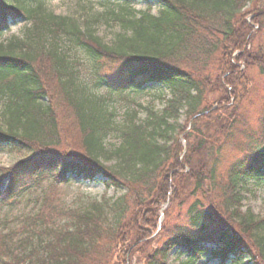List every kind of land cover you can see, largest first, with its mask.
Listing matches in <instances>:
<instances>
[{
    "label": "trees",
    "instance_id": "1",
    "mask_svg": "<svg viewBox=\"0 0 264 264\" xmlns=\"http://www.w3.org/2000/svg\"><path fill=\"white\" fill-rule=\"evenodd\" d=\"M47 1L0 0V39L11 22L25 24L0 41V151L31 153L0 169V205H17L32 184L64 186L73 177L101 175L107 190L126 192L80 209L45 193L15 232L0 230V264H131L165 204L167 216L174 206L186 212L162 226L146 264H168L174 249L199 258L207 247L219 264H264V218L241 211L245 186L264 183V110L254 138L225 104L229 94L250 93V69L264 76V0H141L160 3L157 14L103 2L104 21L120 29L110 45L92 22L58 16ZM149 83L170 92L162 111L118 114L120 99L110 97ZM233 131L247 145L225 160L220 150Z\"/></svg>",
    "mask_w": 264,
    "mask_h": 264
},
{
    "label": "rangeland",
    "instance_id": "2",
    "mask_svg": "<svg viewBox=\"0 0 264 264\" xmlns=\"http://www.w3.org/2000/svg\"><path fill=\"white\" fill-rule=\"evenodd\" d=\"M130 1V6L135 11H146L151 10L153 14H157L161 7L158 2L146 3L141 0H49L46 3L47 9L58 16L70 17L80 24L85 21H90L96 30L97 36H99L104 43L110 45L117 33L120 32L119 26L113 21L106 19L109 22H105L103 16H105L106 9L109 7L104 5L103 2L111 3V5L123 4L126 5ZM107 7V8H106ZM112 8V7H111ZM110 9V8H109ZM248 6H246L242 12H246ZM99 19V22L97 20ZM101 19V20H100ZM25 24L18 22L11 24L10 30L3 33L0 41L6 42L8 39L14 36H19ZM81 64H85V57H81ZM243 67V64L238 63ZM251 76V82L249 85V94H245L242 99L234 98V96L229 94V103L226 105H234V110L238 109V118L241 124L236 125L237 129H245L252 135L251 137L256 138L258 136L260 118L264 110V76L258 71V69H253L249 71ZM102 93V91H101ZM106 94V92H103ZM170 97V92L167 88L160 84L149 83L141 90H133L128 92L123 97L118 98V96H111L110 98L119 100L116 102L117 109L119 107L121 110L118 114H123L127 108H131L138 113V118L143 119L147 115V110L151 109L153 111L160 112L165 106V99ZM118 98V99H117ZM210 102L213 103V108L216 109L218 104L214 105L212 99L213 95L209 96ZM215 99V98H214ZM212 108V107H211ZM3 112V99H0V121L2 119ZM64 115L62 111H58V115ZM187 115L182 112L181 117L178 120L179 125L185 127V132L180 134V138L183 140L184 145H186V132L188 131V120ZM122 120L119 118L118 121ZM177 129V133L179 129ZM244 130V131H245ZM236 133V139L231 142H225L222 154L227 158H233L239 154L240 150L246 146V141L248 139L244 138L243 135ZM176 133V134H177ZM231 133V132H230ZM248 134V133H247ZM249 135V134H248ZM72 137V135H71ZM249 137V136H248ZM253 140V138H251ZM66 142V141H65ZM110 142H114L110 140ZM236 142L240 145L236 146ZM215 150H210L207 153L201 151L199 154L197 162L204 160V155L206 154V160L211 155L214 156ZM26 150L20 148L6 147L0 151V169L10 168L19 161L30 156ZM221 154V155H222ZM222 155V156H223ZM208 156V157H207ZM110 165V164H107ZM52 178H50L51 180ZM49 180V179H48ZM104 177L99 175L97 181L90 182L84 181L82 179L73 177L70 178L69 182L64 186L55 187L50 184V181H45L42 186L37 184H32L22 190V193L18 199V204L14 206H1L0 205V230L8 232H15L17 228L23 224V219L28 215H34L39 211L41 207L40 199L45 193L50 195L54 192L59 200V205L61 208L68 209H80L87 207L93 201L101 202L104 197L111 202L115 201L119 197L125 194V190H107L104 185ZM243 201L241 211H251L256 217L264 218V183L256 184L250 181L242 191ZM166 205V207H165ZM162 205L159 212V219L157 220V226L154 228L148 225L146 230L152 233V237L149 240H142L140 244L133 246L134 253L131 257V264H146V255L148 251L152 250L157 246L159 238V233L162 226L165 223H172L174 220L181 219L185 215V207L174 206L168 211V216L166 211L168 209V204ZM148 213V212H147ZM151 220V219H150ZM149 220V221H150ZM27 229V228H26ZM25 229V230H26ZM11 230V231H10ZM206 249L209 252L203 250L200 253L199 258H190V253L186 252L184 249H174L168 257V264H218L217 260L211 258L210 247ZM244 264H248L247 261Z\"/></svg>",
    "mask_w": 264,
    "mask_h": 264
}]
</instances>
